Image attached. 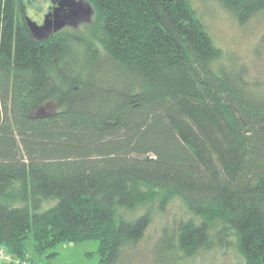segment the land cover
<instances>
[{"label":"trees","instance_id":"trees-1","mask_svg":"<svg viewBox=\"0 0 264 264\" xmlns=\"http://www.w3.org/2000/svg\"><path fill=\"white\" fill-rule=\"evenodd\" d=\"M87 1L88 37L38 42L23 0H0V246L32 240L30 264H51L57 243L94 240L98 264H127L178 199L188 217L155 264L215 247L264 264V79L222 63L190 0ZM221 2L240 24L264 13Z\"/></svg>","mask_w":264,"mask_h":264},{"label":"rangeland","instance_id":"rangeland-1","mask_svg":"<svg viewBox=\"0 0 264 264\" xmlns=\"http://www.w3.org/2000/svg\"><path fill=\"white\" fill-rule=\"evenodd\" d=\"M192 7L197 11L213 44L223 52L222 63L229 68L244 66L249 81L264 79V13L251 18L246 24H240L226 8L221 0H190ZM26 16L40 22L48 0H23ZM94 13L89 20H81L75 27H65L63 31L75 32L88 37L90 25L94 23ZM79 63L81 59L79 58ZM57 111L53 102H47L37 108L34 113L38 115L50 114ZM46 209V208H44ZM144 208L133 211H123L125 218H134L143 212ZM182 203L175 199L169 203L164 212L154 213L153 221L145 232V237L138 246V254L133 256L127 264H155L152 246L161 235L164 227L180 218H186ZM33 241L27 240V253L22 256H14L7 252L10 260L4 264H25L38 258L33 249ZM56 254L50 258L51 264H98L99 254L97 242L87 240L79 243L62 241L51 250ZM241 256L234 248H213L207 251H199L192 257L176 260L174 264H241Z\"/></svg>","mask_w":264,"mask_h":264},{"label":"water","instance_id":"water-1","mask_svg":"<svg viewBox=\"0 0 264 264\" xmlns=\"http://www.w3.org/2000/svg\"><path fill=\"white\" fill-rule=\"evenodd\" d=\"M57 6L53 12L44 17V23L37 25L36 22L26 17V25L35 41L45 40L50 33H56L70 20L77 18L79 15L84 20H89L94 13L92 5L87 0H54ZM53 17L52 20H47Z\"/></svg>","mask_w":264,"mask_h":264},{"label":"flooded vegetation","instance_id":"flooded-vegetation-1","mask_svg":"<svg viewBox=\"0 0 264 264\" xmlns=\"http://www.w3.org/2000/svg\"><path fill=\"white\" fill-rule=\"evenodd\" d=\"M49 1V5L46 7V11H45V13H43V15H42V18H41V21L40 22H36V24L37 25H42L43 23H44V17L46 16V15H48V14H50V13H52L53 12V9H55V7L57 6V2L56 1H54V0H48ZM53 19V17H50V18H48L47 20H52ZM81 20H83V18L79 15L77 18H75V19H73V20H70L68 23H67V27L69 28V27H73L74 29H75V27L80 23V21ZM66 26H64L62 29H60L58 32H62V30H64V28L66 27ZM58 32H56V33H58ZM56 33H50L49 35H48V37L50 36V35H52V34H56ZM47 37V38H48ZM46 38V39H47Z\"/></svg>","mask_w":264,"mask_h":264},{"label":"built area","instance_id":"built-area-1","mask_svg":"<svg viewBox=\"0 0 264 264\" xmlns=\"http://www.w3.org/2000/svg\"><path fill=\"white\" fill-rule=\"evenodd\" d=\"M9 260H10V257L6 254V252L4 251V248L0 246V264L7 263V261ZM25 264H29V262Z\"/></svg>","mask_w":264,"mask_h":264}]
</instances>
